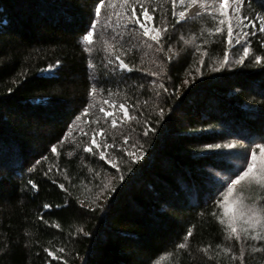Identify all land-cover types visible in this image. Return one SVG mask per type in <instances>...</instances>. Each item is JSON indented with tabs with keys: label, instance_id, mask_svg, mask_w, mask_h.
Instances as JSON below:
<instances>
[{
	"label": "trees",
	"instance_id": "1",
	"mask_svg": "<svg viewBox=\"0 0 264 264\" xmlns=\"http://www.w3.org/2000/svg\"><path fill=\"white\" fill-rule=\"evenodd\" d=\"M151 7L158 8L155 14L150 10L154 26L167 17L168 44L178 53L171 64L164 62L166 77L146 75L159 71L153 60L160 54L143 48L126 61L143 69L128 74L133 79L127 83L144 89L117 88L116 78L105 77L99 67L104 53L94 52L97 84L106 90L93 97L81 41L94 0H0V264H239L224 249L238 255L240 245L226 241L209 215L216 209L207 192L210 181L228 176L233 150L209 145L234 143L249 150L248 139L264 136V59L255 62L257 55L264 57V36L249 37L241 65L242 47L226 42L227 24L222 33L208 35L218 24L204 15L173 29L170 0H155ZM245 11L264 13V0H251ZM225 52L229 59L221 67ZM57 60L60 67L45 75ZM161 79L167 92L148 83ZM121 103L147 125L125 118ZM89 104L88 115H82ZM102 107L114 111L116 129L112 118L104 122ZM97 117L99 126L92 123ZM97 127L107 129L97 141L106 138L116 147L92 145L95 155L83 152ZM121 128H135L132 135L143 145L128 149L131 158L119 151L125 146ZM145 128L152 129L148 136L142 135ZM103 185L114 191L97 201ZM242 190L249 203L260 196L255 184ZM188 229L193 235L185 240ZM182 242L187 249L177 247ZM208 245L211 259L201 251ZM256 246L245 243V264H264V251H254ZM258 246L264 248V242ZM61 247L64 253L57 251ZM45 248L61 259L49 257Z\"/></svg>",
	"mask_w": 264,
	"mask_h": 264
},
{
	"label": "snow or ice",
	"instance_id": "2",
	"mask_svg": "<svg viewBox=\"0 0 264 264\" xmlns=\"http://www.w3.org/2000/svg\"><path fill=\"white\" fill-rule=\"evenodd\" d=\"M155 0H119L120 11H117V0H94V8L92 9L91 15L89 16L87 22L85 23L82 31V41L83 52L88 54L87 68L92 70L89 74L90 91L89 95L93 97L98 92H104L106 89L98 87L97 80L99 77L95 75V70L98 68L96 57L93 56L94 52H102L104 55L100 58L99 67L103 72L105 77H115L116 87L119 88L120 85L131 88L136 87L137 91H142L145 87L144 84L132 85L128 84L127 81L133 78L128 75L133 71L142 72L143 69L135 67L134 64L126 61V58L130 55H134L140 49L148 48L152 49L155 53L160 54L159 61L153 60L159 71H153L146 73V75L156 77L158 79L166 77V73L163 67L164 62L171 64L173 57L178 56V53L173 49V47L168 44L171 39L169 34L170 25L167 22V17H164L161 21L160 26H148V21L153 19V15L158 11V8L151 7ZM172 11L171 15L174 19V23L171 27L174 29L176 25L189 19L188 11L193 6H199L202 11L208 16L212 17L213 20L217 21L218 26L214 28H209L207 30L208 35H213L215 33H222L223 26L227 24V38L226 42L230 46L241 45L243 55L238 59V63L243 65L244 59L249 55L251 41L249 37H256L259 33L264 36V13L254 14L252 16L248 15L245 11L247 7L251 9V0H170ZM181 6L179 13L177 14V5ZM229 7H231V13H229ZM102 9H111L112 11L104 16L103 21L101 20ZM200 13H197L199 15ZM115 17V19H113ZM143 18V19H142ZM233 20L235 23H233ZM251 29V31H249ZM95 37V40H94ZM244 42L243 44L241 42ZM97 43L99 48L96 47ZM168 45L167 48L165 45ZM260 46L264 48V40L260 41ZM228 53H224L223 63L221 67L225 66L228 62ZM264 57L257 55L255 57V62L257 64L261 63ZM204 60H200V64H203ZM61 61L57 60L54 65H49V71L53 68L58 69L60 67ZM219 70V69H214ZM187 82V81H186ZM148 83L153 86V89L158 88L163 92H167L168 88L165 87L162 79L159 84L156 80L148 81ZM111 95V91L108 92ZM160 91H156L155 95L159 96ZM105 104H110L111 101L105 100ZM145 106L147 101L144 102ZM93 107L89 104L87 108L83 109L82 115L87 116L89 110ZM139 111V106L132 105ZM159 111L158 115L163 117V108L156 106ZM120 110L123 112L125 118H129L134 121L137 125L144 124L147 125L148 121L145 119L141 122L137 116H129L128 108L124 103L119 104ZM100 112L103 113L104 122L108 123V118L112 117V112L106 110L105 108H100ZM81 117L77 116L76 120H80ZM96 125H100V118L97 117L95 121ZM118 118L113 117L111 119V127L113 129L117 128ZM75 127V125H74ZM83 131V130H82ZM149 131L152 129L145 128L142 132L143 136H148ZM107 129L104 127H97L92 130L91 137L88 143L82 145V150L85 153H92V145L96 146L97 150L102 147L115 148V143L109 144L105 138L101 142L97 141V137H104ZM135 132V128H130L126 130L125 128L120 129V135L123 137V143L119 151L127 152L129 158L133 156V151H128L129 148L132 149H142L143 145L139 142L138 138H135L132 133ZM84 136H88L87 131H83ZM67 139V137H65ZM115 136H113V141ZM247 143L249 145V150L244 153L236 152L233 153L238 159H243L244 163L239 167H229L227 169L228 176L224 180H212L210 181V187L207 189L209 198L214 201V207L216 210L211 211L209 215L214 218L220 226L226 241H234L239 243V254L236 255L232 252L231 248H225L224 251L228 252L233 261H239V264H245V243L247 241H252L256 243L254 251L260 252L264 251V248L259 247L262 242H264V136L260 137L259 142L255 139H248ZM81 147V145H77ZM209 148L221 149H235L236 144L228 143L225 145L213 144L209 145ZM52 153H57V148L55 145L51 147ZM140 157L137 156L138 160ZM45 160L48 157H44ZM99 159L105 160V152L99 151ZM111 163V161H107ZM39 163V161H37ZM113 167L119 170V165L113 163ZM92 171V169H89ZM99 175V173H97ZM115 179V177H113ZM123 179V177H121ZM243 182H247L249 185L255 184L260 189L259 198L252 203H249L240 194L238 186ZM33 189L37 188V185L33 183L32 180L28 181ZM61 189H64V185H60ZM109 189L107 185L101 187V191L97 196V201L106 194ZM65 191H67L65 189ZM70 195V193H69ZM50 205L44 204V208H49ZM56 227H59L57 224ZM83 235H89L88 232L83 231V229H78ZM193 235L191 229H188L185 240ZM177 247L181 250L187 249L188 244L186 242L179 243ZM219 247V245H217ZM212 245H208L201 249V251L211 259L209 256L210 249ZM49 257L52 259H61L56 256L48 248L44 249ZM60 253L65 252V248L61 247L57 250ZM64 264H67L65 261Z\"/></svg>",
	"mask_w": 264,
	"mask_h": 264
},
{
	"label": "rangeland",
	"instance_id": "3",
	"mask_svg": "<svg viewBox=\"0 0 264 264\" xmlns=\"http://www.w3.org/2000/svg\"><path fill=\"white\" fill-rule=\"evenodd\" d=\"M117 5H118V7H117V11H119V10H121L120 8H119V0H117ZM180 6V5H179ZM217 6H218V0H217ZM180 10H182L181 9V6H180ZM179 10V11H180ZM109 11H112L111 9H106V11H105V13H104V16L107 14V12H109ZM179 13V12H178ZM197 13H200L199 15H197ZM229 13H231V7H229ZM188 17H189V19H187L186 21H184L183 23H192V22H194V21H196L197 19H200L202 16H204V15H207V14H205L203 11H202V9L197 5V6H193L189 11H188ZM104 16L101 18V20L103 21V19H104ZM148 23V26L151 28V27H153L154 25H153V22H152V20L151 21H148L147 22ZM233 23H235V21L233 20ZM249 31H251V29H249ZM242 44L244 43L243 41L241 42ZM234 47H241V45H235ZM232 48H233V46H232ZM175 50V49H174ZM176 51V50H175ZM176 57H173V59H175ZM53 72H54V70H51V71H46L45 72V75H48V76H50V75H52L53 74ZM108 111H110V112H112V114L114 113V111H111V110H108ZM123 113V112H122ZM121 115V114H120ZM110 118H113V116L112 117H110ZM261 136H263V135H261ZM251 139H255V140H257L258 142H259V140H260V135H258V136H255L254 138H251ZM247 145H248V143H247ZM222 149H224V151H225V153H230V151H232V154H231V156H230V161H229V163L231 164V165H233V167H239V166H242L243 165V163H244V161H243V159H238L235 155H233V153H236V152H240V153H244V152H247L248 150H246V148L244 147V146H242V147H240V146H236V148L235 149H228V148H222ZM138 155L139 156H141L142 155V153L141 152H138ZM227 177H222V176H218L217 177V180H224V179H226ZM248 183L247 182H243L240 186H238V188H239V191H240V194L243 196V198L245 199V200H247V198L246 197H244V194L242 193V189H243V187L244 186H246ZM249 185V184H248Z\"/></svg>",
	"mask_w": 264,
	"mask_h": 264
}]
</instances>
